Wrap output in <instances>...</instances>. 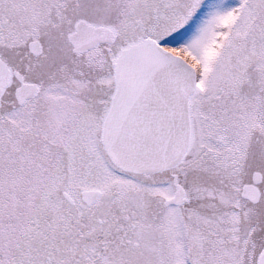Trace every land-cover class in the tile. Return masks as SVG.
<instances>
[{"label": "snow or ice", "instance_id": "6c2138e0", "mask_svg": "<svg viewBox=\"0 0 264 264\" xmlns=\"http://www.w3.org/2000/svg\"><path fill=\"white\" fill-rule=\"evenodd\" d=\"M0 264H264V0H0Z\"/></svg>", "mask_w": 264, "mask_h": 264}]
</instances>
